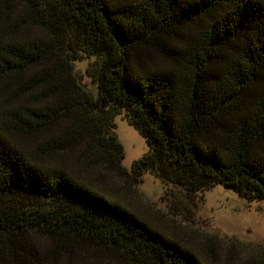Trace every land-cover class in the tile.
Segmentation results:
<instances>
[{
	"label": "trees",
	"instance_id": "obj_1",
	"mask_svg": "<svg viewBox=\"0 0 264 264\" xmlns=\"http://www.w3.org/2000/svg\"><path fill=\"white\" fill-rule=\"evenodd\" d=\"M146 172L174 215L264 200V0H0V264H204L142 214Z\"/></svg>",
	"mask_w": 264,
	"mask_h": 264
},
{
	"label": "rangeland",
	"instance_id": "obj_2",
	"mask_svg": "<svg viewBox=\"0 0 264 264\" xmlns=\"http://www.w3.org/2000/svg\"><path fill=\"white\" fill-rule=\"evenodd\" d=\"M116 123L125 149L123 164L130 169L148 152L149 144L124 114L116 116ZM138 190L139 208L146 219L192 250L204 264H246L264 250V200H249L236 189L217 184L203 191L204 200L198 197L196 206H186L184 214L174 215L162 199L164 182L154 173L144 174ZM227 255H233L230 263L225 262Z\"/></svg>",
	"mask_w": 264,
	"mask_h": 264
}]
</instances>
